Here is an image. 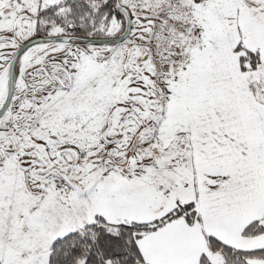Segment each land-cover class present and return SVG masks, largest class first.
<instances>
[{"label":"snow or ice","instance_id":"snow-or-ice-1","mask_svg":"<svg viewBox=\"0 0 264 264\" xmlns=\"http://www.w3.org/2000/svg\"><path fill=\"white\" fill-rule=\"evenodd\" d=\"M0 264H264V0H0Z\"/></svg>","mask_w":264,"mask_h":264}]
</instances>
